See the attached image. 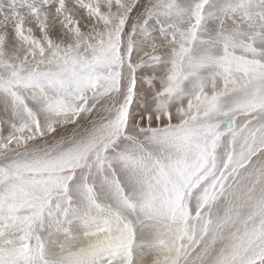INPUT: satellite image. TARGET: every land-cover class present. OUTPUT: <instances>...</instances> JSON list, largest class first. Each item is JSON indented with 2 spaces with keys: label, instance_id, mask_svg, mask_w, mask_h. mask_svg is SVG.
Returning a JSON list of instances; mask_svg holds the SVG:
<instances>
[{
  "label": "snow or ice",
  "instance_id": "obj_1",
  "mask_svg": "<svg viewBox=\"0 0 264 264\" xmlns=\"http://www.w3.org/2000/svg\"><path fill=\"white\" fill-rule=\"evenodd\" d=\"M0 264H264V0H0Z\"/></svg>",
  "mask_w": 264,
  "mask_h": 264
}]
</instances>
